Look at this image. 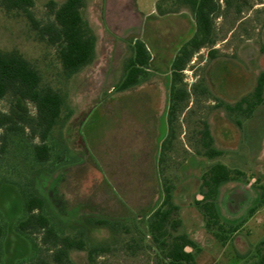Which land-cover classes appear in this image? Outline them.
Segmentation results:
<instances>
[{
  "label": "rangeland",
  "instance_id": "1",
  "mask_svg": "<svg viewBox=\"0 0 264 264\" xmlns=\"http://www.w3.org/2000/svg\"><path fill=\"white\" fill-rule=\"evenodd\" d=\"M51 1L59 7L66 0H35L32 12L42 24L54 20ZM85 1L83 16L96 36L95 57L69 78L57 46L43 39L22 12L0 5V52L23 55L40 72L42 85L59 92L67 104L48 139L51 157L45 163L36 159L40 141L27 125L0 126V149L5 147L0 152L2 264H57L42 233L31 236L36 250L17 231L27 217L23 192L44 199L45 214L60 237L85 243L83 250L69 251L72 264H170L168 250L181 234L195 243L187 251L198 264L260 262L264 92L259 101L255 89L264 73V0H218L211 40L194 54L177 84L188 96L172 127L171 64L155 60L137 85L121 89V83L134 42L153 39L161 46L171 29L147 13L156 8L161 16L181 14L193 35L197 25L191 5L186 0ZM25 106L27 116L36 118L34 103ZM12 111L20 112L8 95L0 100V113ZM206 129L222 152L214 159L205 156ZM192 155L198 156L195 162ZM215 163L241 172L220 187L216 217L205 216L196 205L205 192L202 177ZM168 187H174L175 202L184 210L183 216L178 210L181 226L167 224L154 237L150 225L166 208ZM197 217L202 219L198 229ZM193 229L195 240L188 235Z\"/></svg>",
  "mask_w": 264,
  "mask_h": 264
},
{
  "label": "trees",
  "instance_id": "2",
  "mask_svg": "<svg viewBox=\"0 0 264 264\" xmlns=\"http://www.w3.org/2000/svg\"><path fill=\"white\" fill-rule=\"evenodd\" d=\"M186 2L191 5L195 13L197 30L194 36L181 47L172 64L171 105L168 120L171 127L180 102H183L188 96L187 91L179 89L177 84L183 82V71L194 54L210 42L213 34L212 15L217 10L216 0H186ZM0 5L7 12H22L43 39L51 45L57 46L59 59L68 78L93 61L96 36L83 16V10L86 7L85 0H66L59 7L55 1H51L50 7L54 20L46 24L39 22L32 12L35 0H0ZM133 49L134 55L127 63V74L121 83V89L137 85L140 78L146 74L152 58L142 40H136ZM263 92L264 73L261 74L255 89V96L259 101H261ZM8 95L16 101V107L20 112L0 113V126H6L9 123L16 126L21 122L27 125L32 135L40 141L34 147L36 159L42 163L49 161L51 149L48 139L54 128L60 124L62 114L67 108L65 98L51 87H44L40 72L23 55L15 51L0 52V100ZM27 101L34 103L37 110L36 118L27 116L25 106ZM205 135L208 139L204 142L207 149L205 156L209 159L220 156L222 152L213 147L208 129L205 130ZM167 143L169 142L165 141L164 145ZM4 148L2 146L0 152H3ZM236 174H241V172L232 170L222 163L211 165L204 173L202 189L205 192L203 199L196 201V205L205 216L207 213L214 217L217 216L216 198L219 189L223 184L236 179ZM173 191L174 187L166 189L163 203L166 208L157 211L152 218L150 227L154 237L163 234L167 224H171L173 228L181 226V220L178 217L179 208L174 203ZM22 194L24 212L27 217L17 224V231L27 237L31 241L33 249L36 250L38 243L31 236L42 233V243L51 248L53 260L57 264H72L69 251L72 249L83 250L85 243L70 237H60L45 214L44 199L32 193L23 192ZM173 215L177 217L173 219ZM104 224H107V221ZM5 232V226L2 225L0 219V264H2L3 258ZM189 247L194 248L196 245L187 235H179L167 253L170 264H198L194 253L187 251ZM256 264H264V254L260 262Z\"/></svg>",
  "mask_w": 264,
  "mask_h": 264
},
{
  "label": "crops",
  "instance_id": "3",
  "mask_svg": "<svg viewBox=\"0 0 264 264\" xmlns=\"http://www.w3.org/2000/svg\"><path fill=\"white\" fill-rule=\"evenodd\" d=\"M154 7H156V5ZM147 15L149 17L155 18L158 23H160V24L162 23L163 25L167 24V26H170V28H171L168 32V36H166L162 40L161 46H159L158 42L153 40V39L151 42H149L147 39L142 40L146 44V46H147V48L151 54L152 58H151L150 62L152 63L155 60H159V61H156V64L161 65L164 63V61H167V63L171 64V66H172L173 61H174L176 55L178 54L179 50L181 49V47L194 36V34L192 35L191 34L192 32H190L191 31L190 30V24L188 23L186 18L183 17L181 14L173 13V14H163L161 16L156 12V8H154L152 11H149L147 13ZM140 17L144 18V16L142 14H140ZM154 52H158L160 54L159 59H155ZM191 158L195 162V159H198V156L195 157L194 155H192ZM176 192H177V190L175 191V193ZM173 193H174V191H173ZM173 198H174V196H173ZM174 203L178 206V208L180 210V214L183 216L184 210L181 207V205H179L177 203V201L175 202V198H174ZM188 212H191L194 214L195 209H190V211H188ZM193 221H197V223H193V224L198 229V221H202V219L199 220V218L197 217V220L193 219ZM193 230L195 231V229H193ZM196 234H197L196 231L195 232H193V231L188 232V235L193 240L196 239V237H195Z\"/></svg>",
  "mask_w": 264,
  "mask_h": 264
},
{
  "label": "flooded vegetation",
  "instance_id": "4",
  "mask_svg": "<svg viewBox=\"0 0 264 264\" xmlns=\"http://www.w3.org/2000/svg\"><path fill=\"white\" fill-rule=\"evenodd\" d=\"M217 6H218V0H216Z\"/></svg>",
  "mask_w": 264,
  "mask_h": 264
}]
</instances>
